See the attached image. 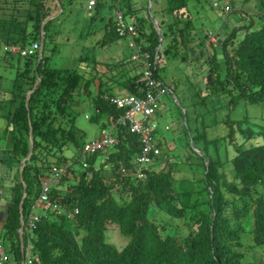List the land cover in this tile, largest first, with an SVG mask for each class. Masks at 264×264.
<instances>
[{"label":"trees","instance_id":"obj_1","mask_svg":"<svg viewBox=\"0 0 264 264\" xmlns=\"http://www.w3.org/2000/svg\"><path fill=\"white\" fill-rule=\"evenodd\" d=\"M188 1L152 0L156 5L153 21L151 16L136 13L133 0H123L125 14L135 15L137 19L139 37L143 38L137 43L142 51L149 52L155 76L167 85L159 71L160 59L173 58L181 68L186 57L192 56L191 22L184 18ZM59 2L61 13L48 20L59 10L56 0H0V117L6 119L5 126L12 142L4 156L17 162L18 167L23 166L22 174L17 170L11 183L2 237L8 250L18 259H21L20 212L27 214L32 197L39 192L42 173L54 164L45 162L58 155L73 158L71 152L65 151L72 146L78 152L85 142V133L75 124L83 98L88 97L94 106V113L89 116L91 121H99L105 115L102 130L110 124L111 117L120 114L109 101L116 92L111 82L114 76L129 73V77L120 81L122 87L119 88L131 92H137L143 80L142 61L134 59L128 65L127 56L123 54L122 60L117 59V69L104 77L106 80H102L100 74L99 90L95 95L89 91V85L98 71L85 78L75 68H49L50 55L45 54L46 38L49 42L54 41L58 33L57 30L51 31L54 20L64 15L65 6L72 0ZM108 3V6H115L114 0H98L92 18L97 17L100 9L107 7ZM215 8L220 10V6ZM147 21L150 31L146 30ZM240 29L242 26H233L223 39L218 38L221 53L216 48L211 59L215 65L206 73L213 83L224 81L227 85L225 79L234 82L235 87L230 85L232 88H228L233 90L230 93L232 108L240 99L254 105L264 102V23L239 34ZM42 34V53L21 55L11 50V47L20 48L40 40ZM118 37L114 21L109 17L103 26V44H111ZM92 55L96 53L92 51ZM203 59L207 61L208 55ZM219 59L225 62L222 64L224 78L219 77L221 80L217 78L222 71ZM86 62L96 71V60L88 57ZM192 62L186 64L194 66ZM212 69L217 77L209 76ZM106 82L110 83L102 88ZM246 132L252 134L250 129ZM116 133L118 143L91 155L88 165L78 175L68 169L52 186L51 199L56 198L62 208L77 206L78 212L73 218L54 209L41 215L28 236L40 259L37 264H261L242 259L244 244L240 225L250 217L253 244L264 245V187L260 192L255 189L258 184L264 185V142L237 148L232 157L234 173L231 176L217 169L209 158L206 160L207 209H199L198 215L191 216L192 229L182 239L149 214L154 205L170 217L184 215L187 205L173 201L172 170L167 167L145 168L146 176L141 179L123 174L120 164L133 168L134 157L141 146L137 136L122 126H118ZM30 137L33 139L32 155L26 159L30 152ZM104 155L108 157L101 161ZM7 158L5 162L9 160ZM69 172L74 173L76 180L70 185L72 189L63 187V180ZM108 175L111 183L106 180ZM113 185L121 190L113 191ZM110 228L129 236L120 251L106 240ZM27 235L23 234L24 243Z\"/></svg>","mask_w":264,"mask_h":264},{"label":"rangeland","instance_id":"obj_2","mask_svg":"<svg viewBox=\"0 0 264 264\" xmlns=\"http://www.w3.org/2000/svg\"><path fill=\"white\" fill-rule=\"evenodd\" d=\"M85 1L74 0L73 3H70L71 5L65 6L64 17L66 16V19L62 15V17L54 20L51 31L57 30L58 33L52 42H49L46 38L45 54L50 55L47 63L49 68H75L82 72L85 78H89L93 72L99 70V67H96V71H94L87 66L86 59L92 57V52L88 51L87 48L81 49L83 47L81 45L83 43L88 45L93 40L82 38L81 34L78 33V25H82L84 18L87 17L89 21L94 20L90 22L92 26H89L94 29L93 25L95 23L101 26L100 21L108 18L109 14L114 13L116 9L115 6L102 7L98 16L92 18L94 10H87ZM133 1L137 14L151 16L152 20L154 19L156 15L155 2H152V0ZM208 1L189 0L187 7L184 9V18H189L191 22L189 37L193 46L192 56L188 54L185 65L179 68L173 58L167 57L161 58L159 62L160 74L171 86V90L164 97L163 103L160 104L158 109L156 140L161 143L162 152L175 159L174 162L169 163L174 175L171 181V188L174 192L173 201L180 205L183 202L187 206L184 215L181 217H170L154 205H152L149 214L154 221L166 224L175 235H179L182 239L188 236L189 230L192 229L191 216L198 215L199 209H207L209 195L204 181L206 160L209 158L210 161L214 162L217 169L231 176L233 172L232 157L236 154L237 148L264 142V102L254 105L246 102L245 99H240L232 108L230 93L233 90H228V88H232L230 85L234 86V82L225 79L227 85H229L227 86L224 81L213 83L212 80L209 81V78L206 77L207 69L209 67L213 68L215 65L211 62V59L217 51L216 48L220 52L221 47L217 45L218 38L223 39L227 35V31L232 29L233 26H242V29L238 32L239 34L244 29L258 28L261 23H264V0H220V10L211 6ZM120 2L123 6V0H120ZM226 3L231 6V10L228 13H224L223 10L221 12L222 6ZM158 18H160V14H158ZM48 20L52 19L48 18ZM146 30H151L149 21H147ZM93 32L90 33L89 39L94 38ZM78 34L82 42L79 49L76 50L77 46L73 45L72 42L76 41ZM129 41L130 36L118 37L111 44V47H108L110 44L107 45V50L105 49L107 52H101V46L98 45V53L106 55L108 61L111 62L118 59V57L121 58V55L118 54L112 57L114 52L111 48L115 43H118L122 46L121 54L127 56L128 65H131L134 61L131 56L135 53V50L129 46ZM77 43L75 42V44ZM206 54L208 55L207 61L203 59ZM81 58L83 60L79 61ZM190 61H193L194 66L186 64ZM195 63L198 66H195ZM218 63L222 71L217 74L212 69L209 76H218L217 78L223 79L224 65L222 64L225 62L219 59ZM117 67L118 62L111 65L113 71ZM99 83V77H95L94 82L89 85V91L92 92V95L98 92ZM106 84L107 82L103 84L102 88L107 86ZM78 108L80 110L76 116L75 124L85 132L84 139L93 138L95 136L94 131L102 126L101 123L105 119V115L101 118L102 120L96 122L87 118V115L94 113V106L85 97ZM5 124L6 119L0 117V155L2 154V156L5 150L11 147L10 132ZM248 129L252 131V134H247ZM30 131L32 130L30 129ZM67 152H71L73 158L58 155L47 159L45 163H55L59 166H65L67 169H74L75 174L78 175V172L84 168L78 158V152L72 146L65 151V153ZM158 163H161V161H158ZM2 164L0 160V169ZM160 165L155 169L161 168L162 164ZM110 167H107L108 171H110ZM106 180L111 183L109 175ZM74 182H76L74 173L69 172L67 178L63 180V187L72 189L70 185H73ZM4 183H1V186H3L2 197L11 196L8 184ZM263 187L264 185L258 184L255 189L260 192ZM118 189L121 190V188L113 185V191ZM116 193L118 195V192ZM54 201L58 203L56 198ZM252 227L250 217H246L240 225L244 244L242 259L264 264V245L253 244ZM106 240L120 251L127 244L129 236L119 232L116 228H110L106 232ZM185 242L186 239L182 241L183 244Z\"/></svg>","mask_w":264,"mask_h":264},{"label":"built area","instance_id":"obj_3","mask_svg":"<svg viewBox=\"0 0 264 264\" xmlns=\"http://www.w3.org/2000/svg\"><path fill=\"white\" fill-rule=\"evenodd\" d=\"M211 1L214 5L219 4L218 0ZM96 2L97 0H88L87 9L91 10ZM116 3L115 30L120 37L130 36L129 46L135 50L132 57L142 61L143 80L139 91L131 92L124 89L116 91L109 97L110 103L120 111V114L115 118H110V124L101 130L98 137L87 140L82 145L79 149V159L82 161V165L86 167L91 155L118 143L119 138L116 132L118 126H122L128 133L137 136L141 149L135 157V169L120 164V171L125 175L139 179L145 177L144 168L154 161L156 155L161 153L156 140L158 109L163 103L164 97L170 93L171 87L155 76L149 52L142 51L140 44L137 43L139 31L137 30L136 18L126 15L120 9L119 0H116ZM228 9V6L224 7L225 11ZM5 48L7 49V46ZM39 48L40 42L34 41L28 46L11 47V50L17 51L21 55H27L35 53ZM107 157V155L103 156L104 161ZM65 169V166L52 165L42 173L39 180V192L30 205L24 223L27 231L36 226L43 211L54 206L50 199V191L52 186L61 180ZM77 211L78 208L75 207L73 213ZM35 262H39V258L32 253V245L29 242L23 251L21 260L10 255L0 242V264H34Z\"/></svg>","mask_w":264,"mask_h":264},{"label":"crops","instance_id":"obj_4","mask_svg":"<svg viewBox=\"0 0 264 264\" xmlns=\"http://www.w3.org/2000/svg\"><path fill=\"white\" fill-rule=\"evenodd\" d=\"M73 1L74 0H72V2H70V3H73ZM85 3H86V1H85ZM69 5H71V4H69ZM109 5V3L107 4V6ZM106 6V5H105ZM69 17V16H68ZM63 18L64 19H66V16L64 17V15H63ZM107 20V19H106ZM106 20L105 19H103L102 21H100V24H102L101 26H99V25H96V23L93 25L94 27V29H92L91 27H89V26H92V25H90L91 23L90 22H93L94 20H92V21H89V18H84V21H83V24L82 25H78V27H79V30H78V33H80L81 34V36H82V38L83 37H85L87 40H93V42L92 43H89L88 45L87 44H85V43H83L82 45H81V42H82V39H81V37H80V35L78 34V36H77V39H76V41H73L72 42V44L73 45H75V46H77V49L76 50H78L79 49V47H80V45L81 46H83L81 49H84V48H87L88 49V51H90V52H95L96 53V55H92V59H94V61L96 60L97 61V65H96V67H99V70H98V75H94V78L95 77H99V76H101L102 78V80H104V77L107 75V74H110V73H113L112 71H113V69H111V65L112 64H116V62H118L117 61V59L115 60L114 59V61H108V59H107V57H106V55H100L99 53H98V50L99 49H97V46L100 44V39H102V36L101 35H103V32H102V30H103V26L106 24ZM87 30V31H86ZM94 31V32H93ZM91 32H93V39H89V35H90V33ZM100 36V37H99ZM99 39V40H98ZM75 42H78L77 44H75ZM103 42H104V38L102 39V43L101 44H103ZM112 43H114V42H112ZM111 43V44H112ZM111 44H110V46H108V47H111ZM107 45H109V44H104V45H101V52H103V51H105V49L107 48ZM112 50H113V52H114V54L112 55V57H115L117 54L120 56L121 55V53H122V46H120V45H118V43H115L114 45H113V48H111ZM107 50V49H106ZM110 51V50H109ZM105 52H107V51H105ZM118 59H119V57H118ZM94 63V62H93ZM95 65V64H94ZM101 74V75H100ZM118 75V74H117ZM130 76V74H128V75H126V74H120V75H118V76H114V78L111 80V82H113V84H112V87H113V90L115 89V91H120V90H124V89H120L119 87H122V86H120V81H122V80H124L126 77H129ZM97 79V78H96ZM93 82H94V80H93ZM173 82H174V79H173ZM108 83H110V82H107V84ZM106 84V85H107ZM88 98V97H87ZM88 100H90L89 98H88ZM92 104V103H91ZM92 106H93V104H92ZM90 116V115H89ZM102 118H103V116H102ZM102 120V119H101ZM106 120L104 119V120H102V124L101 125H103V122H105ZM101 128V127H100ZM100 128H98L97 130H95L94 132H95V136L93 137V138H96V137H98L99 135H100ZM82 130V129H81ZM84 132V131H83ZM85 133V132H84ZM84 136H85V134H84ZM93 138H89V139H93ZM88 139V140H89ZM85 141H86V139H84ZM11 144H12V142H11ZM12 146V145H11ZM7 157L6 156H2V154L0 155V160L2 161V168L0 169L1 170V174H0V222H1V225H0V231L2 232L3 231V213L4 212H6V210H7V208H8V203H9V200H10V196H4V197H2V193H3V186H1V183L3 182H5L4 184H8V186H9V189H10V187H11V183H12V180H13V177L15 176L14 174L16 173V171L17 170H19L20 169V167H18V163L17 162H15V161H13L11 158H7V159H9V160H6L7 162H5V159H6ZM103 160V159H102ZM101 160V161H102Z\"/></svg>","mask_w":264,"mask_h":264},{"label":"clouds","instance_id":"obj_5","mask_svg":"<svg viewBox=\"0 0 264 264\" xmlns=\"http://www.w3.org/2000/svg\"><path fill=\"white\" fill-rule=\"evenodd\" d=\"M59 1V0H58ZM98 1V0H97ZM115 1V12L114 13H112V14H109V16H108V18L109 17H112V20L114 21V18H115V15H116V12H117V3H116V0H114ZM219 1V4L218 5H214L213 4V2L211 1V0H209V2H211V4H212V6L213 7H217V6H220V0H218ZM87 2H88V0H86V3H85V8L87 9ZM97 3V2H96ZM58 4V3H57ZM61 5V4H60ZM96 5V4H95ZM113 5V4H112ZM114 6V5H113ZM225 6H228L229 7V9L227 10V11H225L224 10V7ZM62 7V6H61ZM119 7H120V9L124 12V10H123V8H122V5H120V0H119ZM94 8H95V6L91 9V10H94ZM88 10V9H87ZM222 10H223V12L224 13H228L230 10H231V7H230V5L229 4H225L224 6H222ZM58 12V11H57ZM125 13V12H124ZM60 14V13H59ZM58 14V15H59ZM55 15V14H54ZM127 15V14H126ZM57 16V15H56ZM129 16V15H128ZM130 16H134L135 18H136V16L135 15H130ZM108 18H104L105 20L106 19H108ZM103 20V19H102ZM101 20V21H102ZM137 20V19H136ZM107 21V20H106ZM114 26H115V23H114ZM43 28V27H42ZM137 30H138V28H137ZM116 31V30H115ZM117 33V32H116ZM43 35V34H42ZM42 35H41V37H42ZM139 35H140V32H139ZM139 35H138V38H137V42H140V41H142V39L143 38H140L139 37ZM44 36V35H43ZM119 36V35H118ZM120 37V36H119ZM139 40V41H138ZM35 41H39L40 42V48L37 50V51H39L40 52V50H41V39L40 40H35ZM43 43H44V41H43ZM42 50H43V48H42ZM36 51V52H37ZM41 53H42V51H41ZM132 57V56H131ZM171 87V86H170ZM158 113H159V111H158ZM88 117L87 118H89V115H87ZM158 117V116H157ZM101 132V131H100ZM31 136V135H30ZM30 139H31V137H30ZM87 141V140H86ZM85 141V142H86ZM84 142V143H85ZM83 143V144H84ZM140 143V142H139ZM82 144V145H83ZM157 144H158V146L160 147V149H161V143L158 141L157 142ZM82 145L79 147V149L82 147ZM112 146V145H111ZM141 146V145H140ZM110 147V146H109ZM108 148V147H107ZM79 149H78V158L80 157V154H79ZM140 149H141V147H140ZM31 152H32V150H31ZM140 152V151H139ZM31 157V156H30ZM136 157V156H135ZM135 157H134V160H133V168L132 169H135V167H136V165H135ZM29 159V158H28ZM102 161H104V159L102 160ZM158 161H161V163H158ZM175 161V159H174V157H170L169 155H167V154H165L164 152H162V149H161V153L160 154H158V155H156V157H155V159H154V161L152 162V163H150V164H148L145 168H151V169H155L157 166L158 167H160L161 165L160 164H162V167L164 168V167H167V168H169L170 166H169V163L170 162H174ZM82 162V161H81ZM24 164V163H23ZM52 165H58V164H52ZM52 165H50V166H52ZM50 166L48 167V168H46V170L45 171H47L49 168H50ZM59 166V165H58ZM83 166V165H82ZM84 167V166H83ZM157 167V168H158ZM161 167V168H162ZM21 168L23 169V166L22 167H20V169L18 170V171H20L21 170ZM85 168V167H84ZM145 168H144V171H145ZM161 168H159V169H161ZM170 169L172 170V168L170 167ZM74 170V169H73ZM44 171V172H45ZM68 171V169L66 168L65 169V172H64V174H66V172ZM72 171V170H71ZM173 172V171H172ZM145 173V172H144ZM0 174H1V170H0ZM173 175V174H172ZM130 176V175H129ZM146 176V175H145ZM174 176V175H173ZM63 177V176H62ZM131 177V176H130ZM131 178H133V177H131ZM143 178H145V177H143ZM139 179H141V178H139ZM37 190H38V188H37ZM38 194V191L36 192V194L32 197V199H31V201L33 202V200H34V197L36 196ZM26 194H24V196H25ZM50 199H51V197H50ZM51 201L53 202V204H54V206L53 207H51V208H48V209H46L45 211H43L42 213H41V215L42 214H45L46 213V211L47 210H49V209H54V210H56V211H58L59 213H64V212H66L67 213V217L68 218H73L74 217V215H75V213H73V211H74V208L75 207H77V206H74V207H72V208H62V207H60L59 205H58V203L57 202H55L54 200H52L51 199ZM8 205H9V203H8ZM21 206H22V203L20 204ZM21 206H20V208H21ZM30 208V207H29ZM29 208H28V210H29ZM78 208V207H77ZM67 210H69V211H67ZM7 211V210H6ZM78 212V211H77ZM6 212H4L3 213V219L5 220V218H6V214H5ZM28 213V212H27ZM21 215H22V218H23V227H22V240L20 239V242H21V259L23 258V251H24V249H26V246H27V244H28V242L32 245V253L33 254H35V255H37L38 256V254L34 251V247H33V244H32V242L30 241V238L28 237L30 234V231H27L26 230V228L24 227L25 225H24V223H25V220H26V216H27V214L25 213H22V211L20 212V228H19V238H20V230H21ZM46 215V214H45ZM3 220V221H4ZM24 233H27L28 235H27V240H26V242L24 243V241H23V234ZM0 242L2 243V245L4 246V248H5V250L10 254V255H12L13 257H15V254L13 255L9 250H8V246H7V243H6V241L4 240V238L2 237V233L0 234ZM16 258V257H15ZM38 258H39V256H38ZM18 259V258H17ZM21 259H18V260H21ZM39 262H40V259H39ZM39 262H35L34 264H37V263H39Z\"/></svg>","mask_w":264,"mask_h":264},{"label":"water","instance_id":"obj_6","mask_svg":"<svg viewBox=\"0 0 264 264\" xmlns=\"http://www.w3.org/2000/svg\"><path fill=\"white\" fill-rule=\"evenodd\" d=\"M56 1H57V3H58L59 10H58V12H57L55 15L49 17V19H53L56 15H58V14L62 11V7H61V5H60V2H59L58 0H56ZM43 41H44V36L42 35V37H41V50H40V52L42 51V48H43ZM31 132H32V131H30V135H31ZM32 148H33V139L31 138V139H30V152H29V154H28V156H27L26 159L30 158V156L32 155V152H31ZM21 174H22V168H21V170H20V175H21ZM20 206H21V205H20ZM22 227H23V218H22V215H21V230H20V239H21V240H22Z\"/></svg>","mask_w":264,"mask_h":264}]
</instances>
